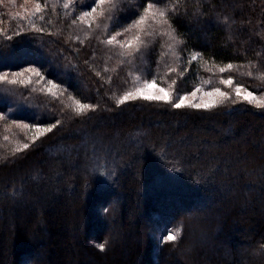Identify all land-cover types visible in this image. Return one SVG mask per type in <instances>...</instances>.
Masks as SVG:
<instances>
[{
  "label": "trees",
  "instance_id": "1",
  "mask_svg": "<svg viewBox=\"0 0 264 264\" xmlns=\"http://www.w3.org/2000/svg\"><path fill=\"white\" fill-rule=\"evenodd\" d=\"M47 2L45 20L36 17L34 22L51 36L34 32L0 3V52L8 53L10 43L20 49L18 59L0 64V72L11 76L35 67L44 77L25 72L27 83H0V109L8 117L0 121V264H264V188L254 184L264 175V110H249L238 102L202 113L161 102L117 104L140 81H153L182 96L203 85L208 91L220 88L229 75L236 85L264 97V0H179L174 26L184 43L145 37L148 50L154 43V53L142 49L144 54L130 63L119 56V48L99 43L105 34L122 31L124 23L113 18L103 19L99 28L93 24L89 29L86 22L69 27L86 1L74 11L65 10L59 0ZM176 2L165 0L169 7ZM142 3L117 0V7ZM241 17L252 18L250 33L239 31ZM21 28L27 33L22 41L6 40L5 34ZM134 31L118 39L131 40ZM192 53L200 55L183 75L168 71L176 67L179 72ZM227 63L234 70L220 73ZM77 102L96 106L95 111L77 115ZM13 119L23 124L39 119L41 127L61 123L33 143L29 138L35 128L16 127ZM241 133L249 138L242 141L243 150L227 143ZM95 141L99 146H93ZM24 143L30 147L17 151ZM198 145L217 151L206 153ZM56 147L68 154L51 157L44 152ZM34 155L43 158L40 171L15 186L3 181L14 166L25 167L24 161ZM240 188L257 193L247 202L262 211L261 218L234 216L245 201ZM133 192L137 218L127 224L119 197ZM227 193L235 195L225 199ZM76 195L82 199L70 204ZM36 199L41 208L31 203ZM212 205H221L217 215L208 213ZM195 213L202 218H193ZM109 226L122 238L110 239ZM241 232L253 235L243 240ZM168 234L176 239L165 241ZM69 235L77 239L66 242Z\"/></svg>",
  "mask_w": 264,
  "mask_h": 264
},
{
  "label": "snow or ice",
  "instance_id": "2",
  "mask_svg": "<svg viewBox=\"0 0 264 264\" xmlns=\"http://www.w3.org/2000/svg\"><path fill=\"white\" fill-rule=\"evenodd\" d=\"M58 2V0H57ZM27 3V0H26ZM72 8L73 11L76 7V0H64L63 8L65 10ZM99 10V12H98ZM49 11V4L47 0H44L42 4L40 0H33L31 9L25 8L24 15L17 14L18 19L20 21H27L30 28L34 30V32L40 34L41 36L47 34L51 36L52 33L48 32L45 33V29L43 27L36 28L34 18L38 17L40 21L45 20V15ZM52 12L56 11L55 6L51 8ZM180 15V4L179 0L174 3L171 7L167 6L165 0H143V3L137 7H117V0H93V4L87 5L86 7H82L80 10L79 15L74 16L71 19L69 27H72L77 24V22L83 24L87 21V26L89 29L93 27V24L99 28V24L103 19H115L118 24L124 23L125 26L121 30L115 31L113 34H105L104 38L99 40V43L106 46H115L120 49L119 56L123 58H129L128 62H131V58H135L137 54L143 55L142 49L148 50V43L145 40V37H168L170 41L175 42L176 44H183L184 41L178 39L177 37V30L174 26V21ZM185 15H187V9H185ZM123 17V21L122 18ZM224 23H227V20H224ZM233 24L237 23L236 19H233ZM261 23L264 24V19L261 20ZM253 26V20L251 17H241L239 19V31L243 34L250 33ZM18 27H21L18 25ZM133 37L131 40L124 39L120 40L118 37L124 36L125 33L133 32ZM27 36V33L21 30L14 31L12 34H5V38L7 41L12 42L14 41L15 37H20L21 41ZM249 39L251 37L249 36ZM20 43V41H17ZM170 48L172 44L168 45ZM20 49L16 46V44H9V51L8 53L0 52V64H5L6 62H11L19 58L18 53ZM79 51L78 49L76 50ZM155 51V45L153 43L150 50H148V55H152ZM91 55L95 57L96 49L95 47L92 48ZM199 53H192L189 55L187 60V65L184 66L179 72L177 71L176 67H170L168 71L170 73H176L178 76L183 75L184 72L188 71V68L192 65V62L197 60ZM124 61L121 60V63ZM85 63L87 64L88 61L86 60ZM254 65L249 62V67H253ZM234 70L233 63H227L223 66L219 67L220 73H231ZM107 71V69H105ZM115 71V69H113ZM30 72L34 73L40 79H44L41 72L38 68L29 67V68H22L19 72H12L11 76L7 72H0V83H27L23 79L24 73ZM100 75V73H97ZM248 75L251 76L252 72L249 71ZM175 83V81H173ZM48 84L52 85V87H57V85L53 84L51 80L48 81ZM221 84L224 85H232L233 80L229 75L228 78L222 79ZM163 92V89H160ZM201 91L199 88L196 91L192 92L191 95L195 96L196 92ZM242 88L239 85L235 86V93L238 97H240ZM246 91V90H245ZM204 96L210 97H217L219 103H223V101L229 98V94L227 92L221 91L219 88L214 89L211 92H205ZM143 98L145 100H159L165 101L174 109H181L184 107H189L192 109H210L215 107V103H189L186 104L185 101L188 99L187 96H178L175 99H169L165 95H156V96H149L143 94L141 90L137 91H130L126 92L118 101V105H123L128 101L136 100L138 98ZM251 97V99H249ZM242 99L247 100L248 103H254V106L257 109L264 110V97L257 99L254 96L252 91H246V94L242 97ZM96 106L82 104L77 102L76 114L82 115L84 114V110L90 109L95 111ZM9 112L12 111V108L8 109ZM7 116L4 113L3 109H0V121L7 120ZM44 123L37 119L36 122L32 124H23L22 122L18 121L17 119L12 120V124L16 127H24V128H35L36 134L33 136L32 142L34 143L36 139L39 138V134L43 132H51L52 129L56 128L57 125L61 123L60 120H56L55 123L50 124L47 127H41V124ZM7 139V137H5ZM30 147L29 143H24L22 147H18L17 151H24ZM176 237L172 234H168L164 237L165 241H174ZM101 250H103V245H99ZM261 249H264V244L261 245Z\"/></svg>",
  "mask_w": 264,
  "mask_h": 264
},
{
  "label": "rangeland",
  "instance_id": "3",
  "mask_svg": "<svg viewBox=\"0 0 264 264\" xmlns=\"http://www.w3.org/2000/svg\"><path fill=\"white\" fill-rule=\"evenodd\" d=\"M16 2L15 3H13ZM86 1V5H91L93 4V0H76V6L79 5V7L81 8L82 6V3ZM59 2L62 4L64 3V0H59ZM0 3L1 4H4V6H6L8 9L12 10V12L14 14H20V15H24V9L25 8H28V9H31L32 7V4L31 3H26L25 0H0ZM26 4V5H25ZM15 5V6H14ZM77 7V8H79ZM87 23V21H85ZM109 24V23H108ZM106 24V26L108 25ZM235 82L233 81V84L232 85H224V84H221L220 83V90L221 91H224V92H227L229 94V98L225 101H223V103H219L218 102V98L217 97H210V96H204V93L205 92H211V91H208V89L206 88L207 85H203V86H199L198 88L201 90V91H198L196 92V95L195 96H192L191 93L196 91V88L195 90H193L192 92L188 93V94H185V95H182V96H187L188 99L185 101L186 104H189V103H215V107H212L210 109H192V108H189V107H184V108H189V109H192L194 111H200L201 113L202 112H206V111H212L214 110L216 107L220 106V105H223L222 107L223 108H227V107H230L231 105L230 104H227L229 102H234V104H237L240 103V104H243L244 107L246 108H249L250 109H253V110H260V109H257L255 106H254V103H248L247 100H244L242 99V97L246 94V91H252L254 96H256L257 99H260L262 96H259L258 94H256L252 89H248V88H245V87H242V91H241V94H240V97H238L235 93ZM160 89H163L164 91L161 92ZM137 90H141L143 92V94L145 95H149V96H156V95H165L167 96L169 99H175L176 97H178L177 95H175L173 92H170L169 90L167 89H164L162 87H160L159 85L155 84L153 81H143L139 83L138 86L134 87L132 91H137ZM246 90V91H245ZM251 99V97L249 98ZM146 101V102H161V103H167L165 101H159V100H145L143 99L142 97L141 98H138L136 100H131V101ZM130 102V101H128ZM227 102L225 105L224 103ZM169 104V103H167ZM102 125V123H100ZM234 125V123H230V127H232ZM199 130H196L195 133H198ZM213 136V135H212ZM248 134H244V133H241L240 136L238 138H229L227 139V143L231 144V145H236V146H239L238 149H242L245 148V145L242 141H244L245 139H247L249 141V138L247 137ZM32 142L33 140V136L31 135L30 138H29ZM108 142V141H107ZM99 142L98 141H95V143L93 142V146H96L98 145L99 146ZM125 144V143H124ZM241 145V146H240ZM199 148H201L202 151L206 152V153H214L215 151H217V147H214V146H211V147H208L206 148L204 145L203 146H199ZM44 152L48 155H50L51 157L55 154H58V153H65V154H68V151L67 149L65 150L64 148H61V147H56V148H47L44 150ZM221 157V156H220ZM43 158L38 156V155H34L33 158H30V159H27L25 160V167H21V166H14L10 172L6 175V177L3 178V181L10 184L11 186H15L17 185V182L20 183V181H23V179L25 180V177L27 175H32L34 174V172H36L37 170L40 171L41 169V165H42V160ZM40 167V168H39ZM245 170V169H244ZM246 171V170H245ZM69 173H72V176H75L74 172L73 171H70ZM245 175V173H244ZM72 176L68 175V179H72ZM259 176V175H258ZM264 175L263 176H260L259 179H258V182H254V184L258 187V188H264ZM239 190H241L242 194L245 196V201H244V204L242 205L243 207L240 209H238L234 216L240 218V217H245V216H248L249 218H252V217H260L263 216V213L262 211H258V210H252L251 207H250V204L247 202V198L249 197H254L257 195V193L253 190H250V191H247V192H244L243 188H240ZM264 192V191H262ZM13 194V193H12ZM235 195V193H227L225 194V199H228L230 197H233ZM261 196V195H260ZM10 197V196H9ZM262 197V196H261ZM13 198H20L19 195H15L13 196ZM78 198L82 199V197L79 195V197H77V195L73 198L74 200L72 201V203L70 204H75V202L78 200ZM120 200V203L121 205L123 204V221L127 224H130L133 222V219L136 217L137 218V211L135 210V205H136V202H137V197L136 195L133 193L129 194L128 197H119ZM17 200V199H15ZM9 201H10V198H9ZM32 204L36 205L37 207L36 208H41V207H38L40 206L41 204L37 205V199L36 200H32L31 202ZM120 205V204H119ZM120 205V206H121ZM118 206V205H117ZM119 206V207H120ZM127 206V209L124 210V207ZM206 206H211V205H206ZM205 206V207H206ZM212 206H215L213 208H211L210 210H208L209 212L208 213H212V216L214 215H217V211L218 210V207H220L221 205H212ZM136 211V212H135ZM202 213H206V212H202ZM202 215L201 213L200 214H197L196 213L194 214L193 218H202ZM110 224V223H109ZM6 226V225H5ZM107 235V234H106ZM108 235L110 237V239H116L118 237H121L122 236H118V234H115V230L111 229L110 226H109V230H108ZM239 235V234H238ZM240 235L242 236L243 240H250L251 238V235L253 234H250V233H240ZM8 236V234L6 235ZM9 237V236H8ZM137 238V235L135 236ZM76 237L74 236V239L72 238L71 240V237L70 235L68 236H65V240L66 242H69V240H71L73 242V240H76L75 239ZM123 238L125 240H131V236L130 235H123ZM69 239V240H68ZM120 239V238H118ZM201 243H203V241L200 239L198 240V247H201ZM197 246V245H196ZM194 246V248L192 249L191 253L194 254L195 252V249H197V247ZM75 249L80 252V249L79 247H77V245L75 246ZM247 247H243V250H242V253L244 254L245 252L247 253ZM81 253V252H80ZM79 253V254H80ZM3 254V253H1Z\"/></svg>",
  "mask_w": 264,
  "mask_h": 264
},
{
  "label": "bare ground",
  "instance_id": "4",
  "mask_svg": "<svg viewBox=\"0 0 264 264\" xmlns=\"http://www.w3.org/2000/svg\"><path fill=\"white\" fill-rule=\"evenodd\" d=\"M27 231H29V229Z\"/></svg>",
  "mask_w": 264,
  "mask_h": 264
}]
</instances>
